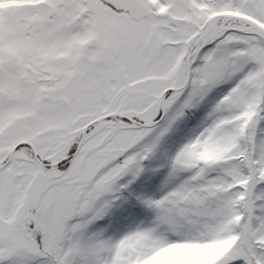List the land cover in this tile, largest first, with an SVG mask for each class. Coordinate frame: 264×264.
<instances>
[{
    "label": "snow or ice",
    "instance_id": "1",
    "mask_svg": "<svg viewBox=\"0 0 264 264\" xmlns=\"http://www.w3.org/2000/svg\"><path fill=\"white\" fill-rule=\"evenodd\" d=\"M0 264H264V0H0Z\"/></svg>",
    "mask_w": 264,
    "mask_h": 264
},
{
    "label": "trees",
    "instance_id": "2",
    "mask_svg": "<svg viewBox=\"0 0 264 264\" xmlns=\"http://www.w3.org/2000/svg\"><path fill=\"white\" fill-rule=\"evenodd\" d=\"M203 253L198 252L196 250L190 251V252H182L180 253V255H185V256H189L193 259L197 258L198 256H201Z\"/></svg>",
    "mask_w": 264,
    "mask_h": 264
}]
</instances>
